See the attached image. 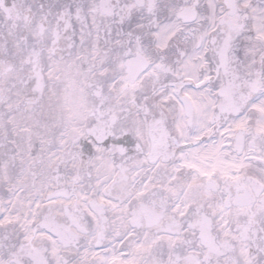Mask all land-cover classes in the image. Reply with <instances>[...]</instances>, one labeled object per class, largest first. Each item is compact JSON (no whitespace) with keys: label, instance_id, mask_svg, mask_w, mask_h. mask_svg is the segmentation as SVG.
Returning a JSON list of instances; mask_svg holds the SVG:
<instances>
[{"label":"snow or ice","instance_id":"1","mask_svg":"<svg viewBox=\"0 0 264 264\" xmlns=\"http://www.w3.org/2000/svg\"><path fill=\"white\" fill-rule=\"evenodd\" d=\"M0 264H264V0H0Z\"/></svg>","mask_w":264,"mask_h":264}]
</instances>
